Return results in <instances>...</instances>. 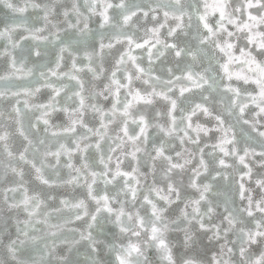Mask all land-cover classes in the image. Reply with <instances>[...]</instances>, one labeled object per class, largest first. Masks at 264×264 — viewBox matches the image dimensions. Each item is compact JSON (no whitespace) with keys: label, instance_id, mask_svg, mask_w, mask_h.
Segmentation results:
<instances>
[{"label":"snow or ice","instance_id":"6c2138e0","mask_svg":"<svg viewBox=\"0 0 264 264\" xmlns=\"http://www.w3.org/2000/svg\"><path fill=\"white\" fill-rule=\"evenodd\" d=\"M0 6V264H264V0Z\"/></svg>","mask_w":264,"mask_h":264},{"label":"water","instance_id":"95a60500","mask_svg":"<svg viewBox=\"0 0 264 264\" xmlns=\"http://www.w3.org/2000/svg\"><path fill=\"white\" fill-rule=\"evenodd\" d=\"M81 2H82V0H81ZM4 11L5 10H3L2 9V6H0V17H2L3 16V14H4ZM3 42L2 41H0V44H2ZM19 142L17 141V144H18ZM62 175L63 176H66L67 175V170H63L62 171ZM59 191H61V192H72V189L71 188H68V189H59Z\"/></svg>","mask_w":264,"mask_h":264}]
</instances>
